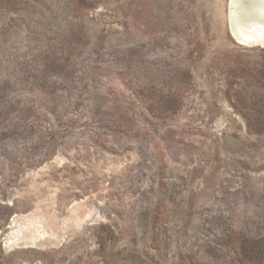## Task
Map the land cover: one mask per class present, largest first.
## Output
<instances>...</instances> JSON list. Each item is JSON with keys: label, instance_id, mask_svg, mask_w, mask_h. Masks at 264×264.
Listing matches in <instances>:
<instances>
[{"label": "rangeland", "instance_id": "obj_1", "mask_svg": "<svg viewBox=\"0 0 264 264\" xmlns=\"http://www.w3.org/2000/svg\"><path fill=\"white\" fill-rule=\"evenodd\" d=\"M229 1L0 0V264H264Z\"/></svg>", "mask_w": 264, "mask_h": 264}, {"label": "bare ground", "instance_id": "obj_2", "mask_svg": "<svg viewBox=\"0 0 264 264\" xmlns=\"http://www.w3.org/2000/svg\"><path fill=\"white\" fill-rule=\"evenodd\" d=\"M238 3L241 7L240 17L237 18ZM229 18L231 31L239 39L264 43V0H230ZM249 46L264 48V44L258 43L247 45Z\"/></svg>", "mask_w": 264, "mask_h": 264}, {"label": "water", "instance_id": "obj_3", "mask_svg": "<svg viewBox=\"0 0 264 264\" xmlns=\"http://www.w3.org/2000/svg\"><path fill=\"white\" fill-rule=\"evenodd\" d=\"M229 29H230V33H231L232 37H233L237 42H239V43H244V44H246V45H252V44H256V43H258V44H264V43H260L259 41H243V40L239 39V38L234 34L233 31H231V26H230V25H229Z\"/></svg>", "mask_w": 264, "mask_h": 264}, {"label": "flooded vegetation", "instance_id": "obj_4", "mask_svg": "<svg viewBox=\"0 0 264 264\" xmlns=\"http://www.w3.org/2000/svg\"><path fill=\"white\" fill-rule=\"evenodd\" d=\"M229 4H230V1H229Z\"/></svg>", "mask_w": 264, "mask_h": 264}]
</instances>
